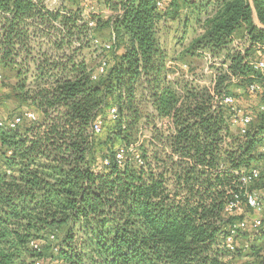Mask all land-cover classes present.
Wrapping results in <instances>:
<instances>
[{
  "label": "trees",
  "instance_id": "obj_1",
  "mask_svg": "<svg viewBox=\"0 0 264 264\" xmlns=\"http://www.w3.org/2000/svg\"><path fill=\"white\" fill-rule=\"evenodd\" d=\"M98 1L118 12L104 23L94 16L90 27L62 0L53 9L43 0H0V68L15 72L8 97L25 109L11 118L22 117L15 128L0 127V264H235L241 253L226 237L243 221L237 212L264 204L249 206L241 183L263 158L264 115L234 134L232 111L219 99L233 79L251 94V84L264 87L250 58L264 47V0H162L163 9L159 0ZM187 7L203 29L194 46L230 61L212 88L169 79L159 23ZM101 28L113 35L102 50L111 63L92 80L82 39ZM240 30L249 43L231 51ZM43 40L51 48L41 53ZM110 101V163L96 171L92 126ZM115 138L124 153L115 152Z\"/></svg>",
  "mask_w": 264,
  "mask_h": 264
},
{
  "label": "rangeland",
  "instance_id": "obj_2",
  "mask_svg": "<svg viewBox=\"0 0 264 264\" xmlns=\"http://www.w3.org/2000/svg\"><path fill=\"white\" fill-rule=\"evenodd\" d=\"M52 1L53 0H43L46 6L53 9L52 4L54 3H52ZM60 1L61 0H59L58 4H60ZM62 6L63 9L66 7L68 11H79L80 16L88 22L90 27L95 26L94 16L101 17L102 22L104 23V20L116 16L118 12L115 9L107 8L98 0H62L61 7ZM186 18H189L190 20L185 28L184 22ZM202 31L203 29L195 22L191 15V9L188 7L181 11L179 18H169L159 23L160 38L163 47L167 49L168 52L167 66L169 73L171 74L169 79L175 81L178 79L189 80L193 81L197 86L212 88L219 73L225 72L228 69L230 61L226 58V52H213L198 47L197 45L194 46V43L198 40ZM111 37H113V35H111L108 28H101L93 31V33H90L88 39L83 37V43L89 41L90 47L84 48L82 53L93 69H96L103 59H107L108 63H111V59L108 57V52L102 51L103 49L101 47L102 44L109 43L112 39ZM95 39H98V45L95 44ZM242 39L244 38L238 36L237 39H235L236 42L230 44L228 49L236 52H244L247 45L242 44L244 41H242ZM43 42L44 50L41 51V53L46 52L51 48V44H49L48 40H43ZM81 43L82 42H77L75 44L76 46H79ZM250 58L252 60H264V47L262 50L252 49ZM0 74L2 75V80L0 82V120L9 121L14 116L21 114L25 109L15 99L8 97L10 92L12 93V87L16 82L15 72L10 69L0 68ZM255 93L256 94H251L249 92L248 85L245 84L243 80L233 79L232 85L224 95L234 97L236 101L235 104L244 111H251L254 116L253 119L258 121L260 118L259 111H261L260 115H264V109H261V106H264V87L262 88L261 86V88ZM110 105L111 101L107 107L103 109L98 118L101 130L97 133L94 132V136L101 144L97 145L93 155V168L96 171H103L104 167L110 163V159L107 157L108 143L106 140L110 135H113V131L116 128V121L112 118ZM146 111L147 113H153L156 115L152 107L149 105L147 106ZM164 123L167 124L168 121L165 120ZM230 130L234 134H239V125L232 123L230 125ZM149 135L150 133L145 128L142 138L148 137ZM114 149L116 150L115 152L119 151L124 153L123 145L119 138H115ZM259 155H263V158L256 166L262 170V178L254 184H248L246 189L247 191H250V189L258 187L257 189L264 196V154L261 152ZM1 166L0 160V167ZM239 212L243 214L242 218L246 223V227L241 230L238 235H235L234 241L236 250L241 254L235 258L233 262L235 264H260L264 257V227L260 229L254 227V221L256 219H263L264 207L261 211L249 210L246 206H243V209L237 213ZM49 240L51 242L53 240L52 247L55 251L56 238L50 237ZM36 264L52 263L47 258V260L40 261Z\"/></svg>",
  "mask_w": 264,
  "mask_h": 264
},
{
  "label": "built area",
  "instance_id": "obj_3",
  "mask_svg": "<svg viewBox=\"0 0 264 264\" xmlns=\"http://www.w3.org/2000/svg\"><path fill=\"white\" fill-rule=\"evenodd\" d=\"M59 2V0H53L52 6L57 5ZM157 6L159 9H163L165 7L164 2L162 0H159L157 2ZM121 13V12H120ZM244 40V41H243ZM242 44L247 45L248 42V38L245 37L244 39H242ZM95 44L98 45L99 41L98 39L94 40ZM236 42V41H234ZM101 45V44H99ZM102 49H106V50H110L112 48L111 43H105L101 45ZM177 64V63H175ZM251 65L253 67V69L255 71H264V60H252L251 61ZM109 67V63L107 60L103 59L99 66L96 68V70L92 73L91 75V79L92 80H97L99 78L100 75L106 73L107 69ZM171 74H169V78ZM2 79V75L0 74V81ZM261 88L260 83H253L250 85V89L251 91H258ZM220 104L222 105H227L230 107V110L232 111V116L233 118L232 123L239 125L240 128V133L243 134L246 132L248 126L251 124V122L253 121V114L244 111L242 108H240L239 106H237L235 103V98L230 96V95H223L220 99ZM261 109H264V106L261 107ZM110 112L112 115V118L115 119L116 118V114H117V108L116 106H112L110 108ZM25 117L27 116L28 118L31 119H35L36 115L35 113L31 112V111H27L25 112ZM22 117L21 116H17L14 119H10L9 121H3L0 120V127H4V128H15L20 122H21ZM231 123V124H232ZM101 130V125L99 124V121H95L93 126H92V131L97 133ZM262 151H264V148L262 149ZM117 159L119 161H121L123 159V155L122 153H118L117 154ZM260 178V170L259 168H252L249 171L243 172L241 175V183L247 187L248 184L254 183L256 180H258ZM246 198H247V203L249 206L253 207L254 209H259L262 205V198L252 194L248 191H246ZM240 205V201H236L231 203L230 205L227 206L226 211L227 212H232L233 209L239 208ZM246 227V223L245 221H242L241 223H239L238 225H235L231 230L229 235L226 237V247L230 250H235L236 246H235V235H236V229L238 228H242L244 229ZM254 227H257L258 229L264 227V219H256L254 221Z\"/></svg>",
  "mask_w": 264,
  "mask_h": 264
},
{
  "label": "crops",
  "instance_id": "obj_4",
  "mask_svg": "<svg viewBox=\"0 0 264 264\" xmlns=\"http://www.w3.org/2000/svg\"><path fill=\"white\" fill-rule=\"evenodd\" d=\"M256 24L257 25H260V23L258 22V21H256ZM247 33H246V31L245 30H240V31H237L236 33H235V35H234V41H235V39H237V37L238 36H241L242 38H245V37H247V35H246ZM262 107V106H261ZM233 118V116L232 115H230V125H231V123H232V119ZM254 184V183H253ZM248 192H250V193H252V194H255V195H257V196H259V197H261L263 200H262V202L264 203V196L259 192V190L257 189V188H254V189H250V191H248ZM263 207H264V204H263ZM262 211V210H261ZM264 214V213H263ZM262 218H264V217H262Z\"/></svg>",
  "mask_w": 264,
  "mask_h": 264
}]
</instances>
